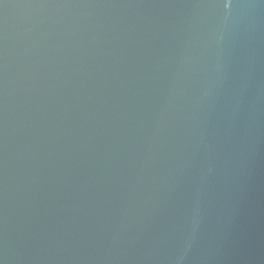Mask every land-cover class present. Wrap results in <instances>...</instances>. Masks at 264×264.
<instances>
[{
    "label": "water",
    "instance_id": "obj_1",
    "mask_svg": "<svg viewBox=\"0 0 264 264\" xmlns=\"http://www.w3.org/2000/svg\"><path fill=\"white\" fill-rule=\"evenodd\" d=\"M0 264H264V0H0Z\"/></svg>",
    "mask_w": 264,
    "mask_h": 264
}]
</instances>
